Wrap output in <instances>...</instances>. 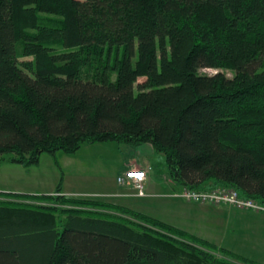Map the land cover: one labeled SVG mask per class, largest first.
I'll list each match as a JSON object with an SVG mask.
<instances>
[{
    "label": "trees",
    "instance_id": "obj_1",
    "mask_svg": "<svg viewBox=\"0 0 264 264\" xmlns=\"http://www.w3.org/2000/svg\"><path fill=\"white\" fill-rule=\"evenodd\" d=\"M103 143L264 206V0H0V164ZM0 264L254 263L59 188L0 192Z\"/></svg>",
    "mask_w": 264,
    "mask_h": 264
},
{
    "label": "rangeland",
    "instance_id": "obj_2",
    "mask_svg": "<svg viewBox=\"0 0 264 264\" xmlns=\"http://www.w3.org/2000/svg\"><path fill=\"white\" fill-rule=\"evenodd\" d=\"M219 72L233 77L229 70L200 71L206 75ZM146 146L84 145L74 154L62 151L55 155L43 154L38 164L28 168L4 161L0 164V192L54 195L60 188V192L69 197L123 205L229 249L254 264H264V212L228 205L199 206L195 202L190 205L181 197L173 196L183 190L175 191L169 186L164 155ZM136 158L147 164L148 168L143 169L150 174L145 189L147 197L118 196L128 187L120 186L117 178L126 170L127 162Z\"/></svg>",
    "mask_w": 264,
    "mask_h": 264
},
{
    "label": "built area",
    "instance_id": "obj_3",
    "mask_svg": "<svg viewBox=\"0 0 264 264\" xmlns=\"http://www.w3.org/2000/svg\"><path fill=\"white\" fill-rule=\"evenodd\" d=\"M147 171L143 168L126 169L118 176L117 182L122 187L130 186L136 192L137 196L144 197L146 195ZM173 196L181 197L188 202L208 205H228L237 209H246L264 212V206L253 200H246L239 196L234 189L225 187L218 188L213 191H197L183 190L181 193H175Z\"/></svg>",
    "mask_w": 264,
    "mask_h": 264
},
{
    "label": "crops",
    "instance_id": "obj_4",
    "mask_svg": "<svg viewBox=\"0 0 264 264\" xmlns=\"http://www.w3.org/2000/svg\"><path fill=\"white\" fill-rule=\"evenodd\" d=\"M146 147H151V148H152L151 145H147ZM152 149H153V148H152ZM127 164H128V165H127V168H125V169H129V168H131L132 166H134V167H141V168H145V169H146V167H147V164L144 163L142 159H138V158L128 161ZM147 168H148V167H147ZM149 169H150V168H149ZM149 176H150V174H148V177H149ZM168 182H169V186H171V188H173V189L177 188V186L174 185L169 179H168ZM148 187H149V189H151L152 186H151L150 184H148ZM126 188H127V187H126ZM130 188H131V189H130ZM127 189H128V190H124L125 192H123L122 195H121V194H118V196H123V197L130 198V199H135V198H146V197H147V193H146V195H145L144 197H139V196H137L135 190H134L132 187H128ZM118 196H117V197H118ZM187 203H189L190 205L194 204V203H190V202H187ZM195 204H197V203H195ZM198 204H199V203H198ZM118 205H119V204H118ZM122 206H123V205H122ZM199 206H200V204H199ZM125 207H126V206H125ZM201 207H204V206L202 205ZM127 208H129V207H127ZM130 209H131V208H130Z\"/></svg>",
    "mask_w": 264,
    "mask_h": 264
}]
</instances>
